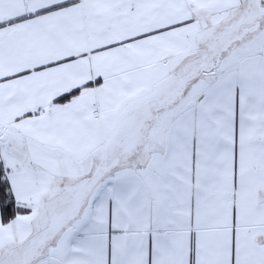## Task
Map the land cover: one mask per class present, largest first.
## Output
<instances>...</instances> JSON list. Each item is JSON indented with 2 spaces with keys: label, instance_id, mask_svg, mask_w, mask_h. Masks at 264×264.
<instances>
[{
  "label": "snow or ice",
  "instance_id": "obj_1",
  "mask_svg": "<svg viewBox=\"0 0 264 264\" xmlns=\"http://www.w3.org/2000/svg\"><path fill=\"white\" fill-rule=\"evenodd\" d=\"M0 264H264V0H0Z\"/></svg>",
  "mask_w": 264,
  "mask_h": 264
}]
</instances>
